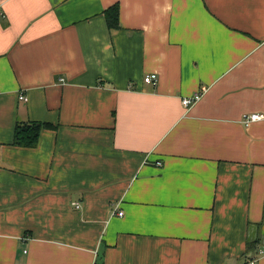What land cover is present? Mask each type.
Returning a JSON list of instances; mask_svg holds the SVG:
<instances>
[{"label":"crops","instance_id":"0c3cea01","mask_svg":"<svg viewBox=\"0 0 264 264\" xmlns=\"http://www.w3.org/2000/svg\"><path fill=\"white\" fill-rule=\"evenodd\" d=\"M251 114L264 0H0V264H264Z\"/></svg>","mask_w":264,"mask_h":264},{"label":"trees","instance_id":"16d2710c","mask_svg":"<svg viewBox=\"0 0 264 264\" xmlns=\"http://www.w3.org/2000/svg\"><path fill=\"white\" fill-rule=\"evenodd\" d=\"M120 8L118 5L113 6L107 13L106 18L110 28L118 26ZM55 125L45 122L17 123L14 130L13 145L33 148L38 144L40 135L45 130H54Z\"/></svg>","mask_w":264,"mask_h":264},{"label":"built area","instance_id":"2783aa9c","mask_svg":"<svg viewBox=\"0 0 264 264\" xmlns=\"http://www.w3.org/2000/svg\"><path fill=\"white\" fill-rule=\"evenodd\" d=\"M145 83L147 84H156L158 82V76L156 74H149L144 78ZM202 95L200 93L195 94L193 97L185 98L183 99V105L188 108L191 105L197 103L200 101ZM21 99L26 100L25 96H21ZM244 123L249 126L252 123L264 121V114H251L249 116H246L244 118ZM159 166H161V163H157ZM77 208H79V205L76 204ZM119 216L123 215V212L118 213ZM262 254H264V251H262ZM259 259L256 257H252L246 260L244 264H259Z\"/></svg>","mask_w":264,"mask_h":264}]
</instances>
